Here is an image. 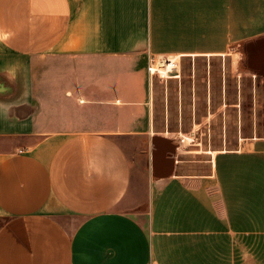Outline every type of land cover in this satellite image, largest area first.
I'll return each instance as SVG.
<instances>
[{
	"label": "crops",
	"instance_id": "1",
	"mask_svg": "<svg viewBox=\"0 0 264 264\" xmlns=\"http://www.w3.org/2000/svg\"><path fill=\"white\" fill-rule=\"evenodd\" d=\"M153 57L264 76V0H0V264H264V135L187 170Z\"/></svg>",
	"mask_w": 264,
	"mask_h": 264
},
{
	"label": "rangeland",
	"instance_id": "2",
	"mask_svg": "<svg viewBox=\"0 0 264 264\" xmlns=\"http://www.w3.org/2000/svg\"><path fill=\"white\" fill-rule=\"evenodd\" d=\"M179 69L155 75L154 123L187 170L207 171L210 151L264 135V76L240 71L229 57L183 58Z\"/></svg>",
	"mask_w": 264,
	"mask_h": 264
},
{
	"label": "built area",
	"instance_id": "3",
	"mask_svg": "<svg viewBox=\"0 0 264 264\" xmlns=\"http://www.w3.org/2000/svg\"><path fill=\"white\" fill-rule=\"evenodd\" d=\"M179 60L176 59H166L163 62L157 61L154 57L150 59V64H149V70L152 74H159L161 75L162 72H168V71H173L175 70H180L179 69ZM180 74L174 73L170 74L169 76H176L178 77Z\"/></svg>",
	"mask_w": 264,
	"mask_h": 264
},
{
	"label": "water",
	"instance_id": "4",
	"mask_svg": "<svg viewBox=\"0 0 264 264\" xmlns=\"http://www.w3.org/2000/svg\"><path fill=\"white\" fill-rule=\"evenodd\" d=\"M159 156V152L158 151H155L154 152V161L156 162V159L158 158ZM170 162H171V165L173 166L174 164V159L173 158H170Z\"/></svg>",
	"mask_w": 264,
	"mask_h": 264
}]
</instances>
